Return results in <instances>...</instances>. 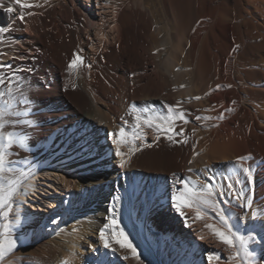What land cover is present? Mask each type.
<instances>
[{
    "label": "bare ground",
    "instance_id": "6f19581e",
    "mask_svg": "<svg viewBox=\"0 0 264 264\" xmlns=\"http://www.w3.org/2000/svg\"><path fill=\"white\" fill-rule=\"evenodd\" d=\"M102 1L110 20L98 25L88 2L20 0L32 5L24 8L15 0H0L14 8L9 14L0 7V26L8 29L0 34V66H11L5 72H16L19 80L5 97L12 104L7 119L32 121L3 131L26 137L23 147L14 143L10 149L15 168L34 169L12 198L8 235L17 246L0 264H209V254L221 256L218 264H233L232 250L222 243L207 250L181 241L175 226L154 227L165 218L183 221L171 207L172 192L182 188L173 174L197 189L209 178L225 193L228 182L243 189V208L219 192L216 201L233 230L248 238L247 250L257 264H264V0ZM109 37L117 43L109 44ZM74 52L84 62L68 70ZM181 113L187 123L179 119ZM168 115L175 133L182 134L164 131ZM147 118L152 127L143 124ZM137 123L142 131L135 129ZM121 127L127 142L118 145L109 134ZM134 131L142 139H134ZM117 148L125 153L124 168ZM240 156L251 157L242 162L254 170L251 184L242 169L231 171ZM53 169L65 174L63 183L81 179L70 195V212L64 204L68 221L47 226L26 216L35 211L34 176ZM202 211L208 216L203 227L220 225L211 209ZM113 214L139 260L114 242L115 255L103 248L99 229ZM4 233L3 228L0 241ZM207 234L212 235L204 227L202 235ZM93 248L99 251L92 255Z\"/></svg>",
    "mask_w": 264,
    "mask_h": 264
},
{
    "label": "snow or ice",
    "instance_id": "6c2138e0",
    "mask_svg": "<svg viewBox=\"0 0 264 264\" xmlns=\"http://www.w3.org/2000/svg\"><path fill=\"white\" fill-rule=\"evenodd\" d=\"M17 4H20V0H15ZM21 7L28 8L32 5L29 4H20ZM0 7L3 8L4 12L6 13H13L14 8L9 4L8 6H5L3 3H0ZM21 21L24 20V16L21 15L19 17ZM8 29L6 27L0 26V34L4 33ZM84 58L79 55L78 53H73V58L70 60V62L67 64L68 70H74L77 67L83 65ZM88 67H91V65H88ZM5 68L8 69V71H12L11 66H0V73H3V75H0V88H4V91H0V100L4 101V107H0V209L7 208L8 211H2L0 212V216L7 218L9 215V211H11L13 204L11 203L12 198L15 195H19L18 192V186L21 183L22 178L26 179L28 176L34 174V169H30L29 172L25 173L23 170H17L15 168V165L17 163L14 159H9V157L13 154L10 149L12 148L14 143H19L22 147L25 144V138L17 137L12 132H8L5 134L3 131L5 129L6 125L9 124H21L25 122L21 121H10L7 119L9 116L8 109L12 107V104L9 100L5 99V97L10 96L13 89V81L16 83H19V80L17 79L18 74L16 72H12V76H8L7 72H5ZM219 88L220 86L217 85ZM228 87H231V85H228ZM21 95L23 93L21 92ZM199 99V97H197ZM13 115H19V113H13ZM220 119H223V114L219 117ZM137 121H139L141 118L139 116L136 117ZM166 122L168 126L164 129L166 133H174V134H182L183 130H181V133H175L174 128L172 127L173 122V116L168 115L166 118ZM179 119L183 120L184 123H187V119H185L184 114L181 113L179 115ZM196 119H201V117L197 116ZM32 121H28L25 123V126L27 127L28 124H31ZM143 124L152 127V118H147L143 120ZM155 127L157 129L161 128L160 124H156ZM135 129H141V124L137 123L135 125ZM109 135L114 136L115 141L118 145L122 143H126L125 138V129L124 127H121L119 132L117 133H110ZM133 138L134 139H142L141 135H138L135 131L133 132ZM159 137H157L158 139ZM167 138L170 141L174 140L173 134H169ZM179 142V141H174ZM186 142V141H185ZM150 146V145H149ZM115 155L118 157H121L119 162V167L124 168L126 164V160L124 159L125 153L120 151L119 148H117ZM250 156H240L236 159L234 162V167L231 170L233 175L237 173L238 169H242L243 175L246 177V180L248 184H251L253 182V172L254 170L250 169L249 167L243 166L242 162L250 160ZM22 162H27V157L23 158ZM191 163V161H189ZM192 170L189 169V172ZM17 172L16 179H9L7 176V173ZM173 179L175 180V183L177 185H182L181 187H177L171 194V207L172 209L183 219L184 224L186 227L191 228L192 223L202 220H207L208 216L207 213L202 211L203 208L211 209L216 216L219 218L220 225L217 226L213 223H205L204 227L210 231V233L222 244L228 246V248L231 251V255L228 257V260L233 262V264H257L254 258V253L249 252L247 250L248 245V238L239 235L236 231L233 230L232 225L229 223V218L225 215V213L221 210L219 204L216 201V194L219 192L221 196H228L233 197L236 201L240 202L241 208L244 207V201L246 199L243 189L236 190L235 185L232 182L227 183V193L224 192L222 188H216L214 186V178H209V182L205 183L202 187L197 189L195 186H190L189 181L180 179L176 180L175 174H173ZM225 180H229V177H225ZM7 181V187L4 186V182ZM241 181L239 179L235 180V184H240ZM248 205L252 204L251 197L247 198ZM190 209L194 212L193 217H189L186 210ZM235 215V213H233ZM256 217V213H252L253 220ZM241 221L245 219L243 215L239 217ZM5 233H4V239L0 241V258L4 256L6 252L12 251L16 248L17 242L15 239H13L8 233L10 232V228L8 224L4 225ZM118 221L113 217H109L107 219V223L103 225L99 229V240L102 243V246L105 250L111 249V252L113 255L116 254V250L114 248H111V242H114L115 244L119 245L120 249H128L130 250L131 254L135 259L139 260L140 257L137 253V248L133 245V243L129 240L128 235L124 232L123 229H119ZM111 231V235L109 236L107 233ZM201 240L204 239V236L201 235L199 237ZM93 251H99L98 248H93ZM127 259V256L124 257ZM209 264H218V262L221 259L220 255L216 254H209L206 257Z\"/></svg>",
    "mask_w": 264,
    "mask_h": 264
},
{
    "label": "rangeland",
    "instance_id": "374dc122",
    "mask_svg": "<svg viewBox=\"0 0 264 264\" xmlns=\"http://www.w3.org/2000/svg\"><path fill=\"white\" fill-rule=\"evenodd\" d=\"M80 4L86 6V3H89V9L98 16L97 24H102L105 20H110V16L105 17L109 13V9L103 3L102 0H76ZM102 39V37H100ZM105 40V38H103ZM116 38L109 37V44H113ZM110 40V41H109ZM91 38H84L85 43H89ZM92 42H94L92 40ZM117 43V42H116ZM115 44V43H114ZM88 50L90 52L95 51L93 46H89ZM91 59L92 56L90 55ZM7 173L9 179H16L17 175H13ZM62 177H65V174L59 170H42V172L36 174L34 178H36L38 184V192L34 196V208L36 211L32 210V214H28L26 219H43L46 221L47 226L56 225L57 221L63 219V211L65 209L64 204L68 205V212H70L71 208V194L74 192V185L80 181L81 177L77 179L68 178L67 182H62ZM4 186L7 187V181L4 182ZM7 208L0 209V212L7 211ZM67 212V213H68ZM189 217H193L194 214L192 212L186 211ZM10 215V214H9ZM9 215L7 218L0 216V234L3 232L4 225L8 223ZM31 215V216H29ZM57 219V220H56ZM64 223L68 221V219H63ZM171 225L175 226L177 230L182 231L180 234L181 241H195L199 244H202L207 250L211 249H220L221 242H219L212 235H205L204 239L201 240L199 237L203 234L204 227L201 224V221H197L192 223V227H186L184 221L175 222L173 219L165 218L162 220H158L155 223L154 227H160L163 225ZM2 227V228H1ZM217 241V242H216ZM92 255L95 254L96 251H91Z\"/></svg>",
    "mask_w": 264,
    "mask_h": 264
}]
</instances>
